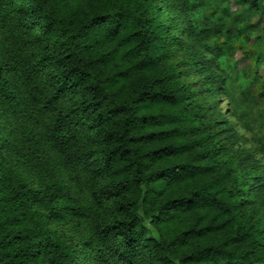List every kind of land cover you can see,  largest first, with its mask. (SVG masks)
I'll list each match as a JSON object with an SVG mask.
<instances>
[{
    "label": "trees",
    "instance_id": "1",
    "mask_svg": "<svg viewBox=\"0 0 264 264\" xmlns=\"http://www.w3.org/2000/svg\"><path fill=\"white\" fill-rule=\"evenodd\" d=\"M158 2L0 0V264H264V167L211 113L230 75L201 0H170L171 27Z\"/></svg>",
    "mask_w": 264,
    "mask_h": 264
},
{
    "label": "rangeland",
    "instance_id": "2",
    "mask_svg": "<svg viewBox=\"0 0 264 264\" xmlns=\"http://www.w3.org/2000/svg\"><path fill=\"white\" fill-rule=\"evenodd\" d=\"M164 1L158 2L159 19L171 27L175 14L170 9V0L163 6ZM198 12V16H203L202 24L210 29L207 43L215 49L214 56L209 57L230 75L228 83L223 80L216 97L207 98L213 108L211 113L216 119L229 121L238 135L237 145L251 151L264 167V65L258 70L254 66L255 56L260 51L259 46H264V0L257 15H251L240 0H201ZM178 34L181 39L185 38L183 26ZM8 43L0 29V59L6 56ZM231 62L234 65L233 72L229 67ZM217 73L222 75L220 70ZM189 79L196 81L198 78L190 74ZM22 93L24 90L20 89V94ZM24 94L26 97V93ZM16 125L17 139L22 138V128L33 134L38 132L39 126L25 118H21ZM39 164L40 166L34 165L30 171L29 177L34 182L43 179L53 182L65 176L64 169L57 163L42 165L39 161ZM17 170L25 173L26 166L23 165ZM70 185L73 194L88 204L90 197L83 185ZM66 229L68 237H82L83 226H78L77 229L72 223Z\"/></svg>",
    "mask_w": 264,
    "mask_h": 264
}]
</instances>
